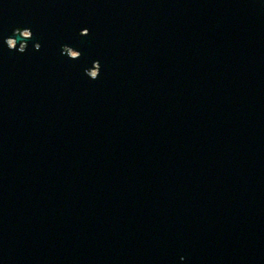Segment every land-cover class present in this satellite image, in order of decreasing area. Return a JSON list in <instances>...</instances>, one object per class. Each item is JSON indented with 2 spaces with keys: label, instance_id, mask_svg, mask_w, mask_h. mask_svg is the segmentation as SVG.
Masks as SVG:
<instances>
[{
  "label": "water",
  "instance_id": "water-1",
  "mask_svg": "<svg viewBox=\"0 0 264 264\" xmlns=\"http://www.w3.org/2000/svg\"><path fill=\"white\" fill-rule=\"evenodd\" d=\"M0 264H264V0H0Z\"/></svg>",
  "mask_w": 264,
  "mask_h": 264
},
{
  "label": "clouds",
  "instance_id": "clouds-1",
  "mask_svg": "<svg viewBox=\"0 0 264 264\" xmlns=\"http://www.w3.org/2000/svg\"><path fill=\"white\" fill-rule=\"evenodd\" d=\"M88 35H90V29L84 28L83 29V36H88ZM33 36H34V33L31 30V28H29V27H23V28L17 27V28L14 29L13 35L6 39V44H7L8 48L10 50L19 51V53H24V52L27 51V49L29 47L28 41L33 39ZM18 40L22 41L20 43L19 47H17ZM41 47H42V45L40 43H36L35 44V49L36 50H40ZM64 51L71 52V48L65 47ZM72 55L75 56L76 53L73 52ZM95 62H99L101 64V62L99 60H97ZM92 76L95 78L94 80L99 78V77H96V73L95 72L92 73Z\"/></svg>",
  "mask_w": 264,
  "mask_h": 264
},
{
  "label": "rangeland",
  "instance_id": "rangeland-1",
  "mask_svg": "<svg viewBox=\"0 0 264 264\" xmlns=\"http://www.w3.org/2000/svg\"><path fill=\"white\" fill-rule=\"evenodd\" d=\"M93 72L97 73V71H93ZM93 72H92V73H93Z\"/></svg>",
  "mask_w": 264,
  "mask_h": 264
}]
</instances>
